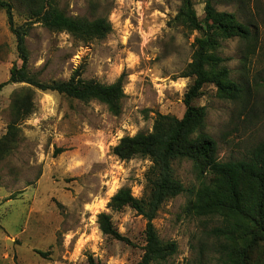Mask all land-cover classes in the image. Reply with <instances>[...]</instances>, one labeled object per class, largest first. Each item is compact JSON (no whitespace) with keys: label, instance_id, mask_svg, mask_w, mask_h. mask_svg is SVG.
Segmentation results:
<instances>
[{"label":"rangeland","instance_id":"obj_1","mask_svg":"<svg viewBox=\"0 0 264 264\" xmlns=\"http://www.w3.org/2000/svg\"><path fill=\"white\" fill-rule=\"evenodd\" d=\"M15 19L25 21L20 0H11ZM206 0H194L199 17ZM182 0H58L69 15H107L113 31L101 40H75L36 23L27 36L29 68L45 81L66 80L77 69L82 77L113 83L122 74V112L97 100L84 102L58 92L35 90V110L21 122V136L0 160V264H137L144 253L147 220L131 207L108 205L122 187L143 197L148 158L123 160L113 148L126 135L153 131L158 113L182 117L191 79L181 74L192 61L198 32L171 24ZM222 11L235 12L259 39L249 49L235 37L222 41L220 54L231 76L251 88L246 110L218 96L208 84L196 104L207 107V131L218 141L222 160L244 158L264 140V0H217ZM250 53L245 59V54ZM22 65L7 13L0 9V83L13 66ZM29 85L11 83L0 92V137L12 121L14 94ZM176 175L187 187L198 185L192 161L176 160ZM181 194L165 202L154 220L160 237L175 241L178 252L164 264H214L210 233L217 217L185 210ZM111 215L129 241L104 235L99 215ZM43 252V253H41Z\"/></svg>","mask_w":264,"mask_h":264},{"label":"trees","instance_id":"obj_2","mask_svg":"<svg viewBox=\"0 0 264 264\" xmlns=\"http://www.w3.org/2000/svg\"><path fill=\"white\" fill-rule=\"evenodd\" d=\"M20 1L26 9L23 24L15 19L14 3L0 0V9L7 13L22 60L21 66L12 67L9 80L0 83V92L11 83L29 85L14 94L13 119L6 133L0 137V160L18 144L21 122L36 107V89L58 92L84 102L97 100L106 104L115 115L122 112L126 96L124 74L113 83H103L83 78L82 69H77L69 79L45 81L29 68L27 36L36 23L88 43L105 39L113 31V24L107 15L96 18L72 16L61 8L58 0ZM204 13L201 19L194 0H182L178 13L171 21L175 26L199 33L192 61L181 74L191 79L184 95V115L177 117L158 113L153 131L126 135L113 148V153L123 160L139 156L152 162L146 175L143 197H136L131 188L122 187L108 205L113 211L131 207L147 220L144 253L137 264H164L178 252L177 242L160 237L154 220L165 202L181 194L189 197L185 205L187 212L220 220V225L210 231L217 238L214 251L218 256L214 264H264V140L251 148L244 158L220 159L219 143L207 131V107L196 104L205 86L212 84L219 97L239 104L241 111L249 107L250 86L232 78L227 64L229 58L222 56L220 50L223 40L235 37L250 49L259 35L249 24L240 21L235 12L219 10L217 0H206ZM249 54L246 53L244 58L247 59ZM183 159L193 162L199 176L198 185L187 187L176 175L174 163ZM99 224L104 235L129 241L116 229L110 214L102 212ZM89 263L100 264L92 256Z\"/></svg>","mask_w":264,"mask_h":264}]
</instances>
